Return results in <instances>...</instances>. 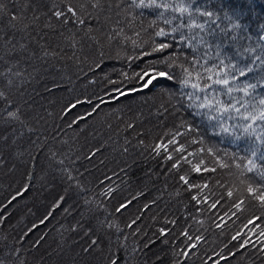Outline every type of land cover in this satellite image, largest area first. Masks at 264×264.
I'll use <instances>...</instances> for the list:
<instances>
[{
  "label": "trees",
  "instance_id": "trees-1",
  "mask_svg": "<svg viewBox=\"0 0 264 264\" xmlns=\"http://www.w3.org/2000/svg\"><path fill=\"white\" fill-rule=\"evenodd\" d=\"M0 5H4L0 44L4 42L11 57L1 55L0 45V93L4 94L0 97V156L4 160L0 216L5 217L0 223V264H47L48 258L52 264H105L109 238L114 248L127 245L131 253L148 238H158L161 227L169 232L168 243L158 239L146 257L133 254L130 264H145V259L147 264H264V205L247 191L250 184L255 189L264 186V161L258 158L264 154V0H0ZM181 5L189 11H174ZM68 6L75 10V17L67 12ZM61 10V19L52 15ZM204 12L212 15L204 16ZM190 21L204 28H189ZM161 29L166 35L155 36ZM159 42L170 47L144 55ZM165 59L174 67L160 63ZM6 60H13L16 67L10 68ZM229 63L246 71L235 80L232 75L226 77L236 90L227 94L213 85L205 91L220 92L224 104L235 105L239 113L231 108L219 114L188 108L187 93L193 90L180 85V66L193 71V80L199 71L203 85L211 81L200 65H215V71L223 75L231 72L226 67ZM153 65L171 71L174 81L161 79L138 90V74ZM246 85L254 87L245 91ZM117 89L127 94L118 96ZM204 94L196 93L201 98ZM77 99L91 103L65 114L63 109ZM134 100L139 102L128 104ZM96 105L91 116L72 123ZM17 110L20 120H10L7 113ZM206 113L219 118L210 120ZM189 128L178 141L186 146L185 156L193 153L187 157L192 164L182 162L179 172L169 174L173 161L150 158L151 149L172 133ZM193 138L203 144H192ZM209 148L230 167L220 168ZM253 149L257 166L249 174L243 165L253 159ZM92 152L96 155L88 160ZM234 157L240 168L234 166ZM200 160L202 169L216 170L193 172L192 165ZM40 173H46L44 183L39 181ZM69 173L74 179L67 178ZM181 174L190 183L208 187L189 191L179 181ZM25 185H30L26 192ZM107 188L114 189L112 198L101 195ZM18 191L22 194L12 200ZM137 193L143 194L126 211L115 212ZM193 195L201 203L193 201ZM60 196L66 199L53 210ZM85 200L90 203L86 205ZM217 200V208L210 210ZM241 200L237 211L234 205ZM145 204L150 207L141 211ZM49 211L52 216L40 224ZM21 216L25 217L22 226L18 224ZM137 216L141 218L128 228ZM103 220L121 231L102 229L99 222ZM173 220L177 223H170ZM33 224L38 227L21 239ZM10 226L19 232L8 231ZM61 226L67 233H61ZM88 228L95 229L92 237L85 235ZM137 228L139 234L133 235ZM184 231L191 241L181 235ZM97 235L104 251L97 248L93 256L83 257L81 248ZM40 237L43 240L34 246ZM189 244L196 247H186ZM185 251L190 253L187 257Z\"/></svg>",
  "mask_w": 264,
  "mask_h": 264
},
{
  "label": "snow or ice",
  "instance_id": "snow-or-ice-1",
  "mask_svg": "<svg viewBox=\"0 0 264 264\" xmlns=\"http://www.w3.org/2000/svg\"><path fill=\"white\" fill-rule=\"evenodd\" d=\"M93 7H96V5L94 4ZM164 7L166 8L167 5H164ZM0 11H4V5H0ZM174 11H178L180 13H185L188 12L189 9L186 6L181 5L180 7L174 9ZM67 12L70 13L73 17L76 16V12L75 10L71 7L68 6L67 7ZM52 15H54L57 19H61L62 17H64V12L61 11H54L52 13ZM202 15L204 16H211L212 13L209 12H204L202 13ZM13 20L17 19V17L13 16L12 17ZM38 19V17H37ZM65 23L69 22L67 20V18H65L64 20ZM78 23L83 24L84 21L83 20H78ZM166 23H170V21H166ZM189 28H199V29H203L204 25L203 24H197L194 21H190L187 25ZM13 27H15L13 25ZM234 27H238V25H234ZM173 31H176V29H173ZM166 33L164 32L163 29H161L160 31H157L155 33V36L157 37H163L165 36ZM183 35H181V39H183ZM261 39H264V37H261ZM10 43V42H9ZM22 48H24V46H21ZM170 47L169 43H164V42H159V43H155L154 47L152 48L151 52H145L144 55L145 56H150L153 53H163L165 52V50H167ZM45 55H47V53H45ZM160 63L166 64L167 68L171 69L174 67L173 63H168V60L165 59L163 61H160ZM221 64H224V60L222 59L220 61ZM181 67V71H182V79H180L179 83L182 87L184 88H191L193 91L187 93V96L189 98V100L191 101V103H189L187 106L188 108H196V109H208L211 111H215L217 114L219 113H226L229 111V109L231 108L233 111L239 113V108H236L235 105H225L224 102L219 98L221 93L220 92H216L215 94L212 93H208L205 90L212 88L213 85H219L221 86L223 89L226 90L227 94H231L234 90H236L235 88L229 86V79H227L226 77H228L229 75H232V78L235 80L236 76L239 75L240 77L245 76L246 71L245 69H242L238 66H236L235 64L229 63L226 65L227 68L231 69V72H223V75L221 74L220 71H215V65H213L212 68H206L204 67V65H200L201 68L204 69V72L207 73L206 79L208 81H211V84H203L201 85L200 80L203 78L201 73L199 71H197L195 73V80H193V71L190 70L189 68L183 67L182 65ZM252 69L251 68H247V72H251ZM138 78L141 81L140 84V89L138 90H142L145 89L147 87H149L150 85H152L154 82L164 79L167 81H174V76L171 73V71H166V70H162L158 67H156L155 65L151 66L148 68V70L146 71H142L141 73L138 74ZM248 87H254L253 85H246L244 90L247 91ZM117 94L118 96H124L127 93L124 91H121L120 89H117ZM196 93H205L203 95V98H201L200 96L196 95ZM3 93H0V97H3ZM82 103H91V101H81L79 99H77L75 102L70 103L68 106H66L63 111L65 112V114L70 113L72 110H74L78 105L82 104ZM261 104H264V99L261 100ZM99 107V105H96L94 107H92L91 111L87 112L85 115H81L76 117L72 123L73 124H77L80 121L84 120L86 118V116H91ZM19 110L17 111H9L7 113L8 118L10 120H20V116L18 114ZM208 119H218L219 116H212L207 114ZM242 119H247V117L245 116H241ZM261 118L264 119V112L261 113ZM131 127V125H129ZM181 127H183V125H181ZM224 131H228L227 128H223ZM247 130V129H246ZM191 129H186L184 133L180 132V131H176L174 133L171 134V138L167 139L166 142L162 141V142H158L154 145V147H152L151 149V157L152 159H155L157 157H161L162 162L167 163L169 161H173L171 164V169H169V174H171L172 172H179L181 166H182V162L184 163H188V164H192V161L189 160L187 157H190L193 155L192 152H188L187 155L185 156L184 153L186 151V146L185 144H180L178 141V138L185 135L187 132H190ZM6 142V141H5ZM143 143V142H141ZM192 144H196V143H200L203 144V141H198L195 138H193L191 140ZM170 146H172V150L170 151ZM98 151V150H97ZM127 151V150H125ZM199 151H203V149L201 148ZM208 153L209 155H215L216 156V162L219 165L220 168H228L230 167L229 164H227L223 158H221L219 155H216V153H214L212 148L208 149ZM163 154V155H162ZM175 154V155H174ZM96 152H92L90 155H88L86 158L88 160H91L95 157ZM251 157L253 159H249L247 161L246 164L243 165V168L246 169V172L251 174L254 172L255 168H256V157H257V150L253 149L251 151ZM260 161H264V154H261L259 157ZM234 161V166L236 168H240L241 164L238 162H235V157L233 158ZM4 163L3 157L0 156V164ZM62 163V161H61ZM204 164L203 160H200L199 164H195L192 165V171L195 173H201L203 172H209V171H215V168H201V165ZM151 172L148 173L149 176H151ZM245 173L242 172L241 175L243 176ZM69 180L74 179V177H72V175L69 173L68 177ZM179 181L182 182L183 185H185L187 187V190L191 191L194 188H198L200 189V191L202 192L205 188L208 187L207 184L204 185H199V184H193L189 182L188 176L181 174L179 175ZM243 183V180L241 181ZM30 187V185H25L23 191L26 192L27 189ZM77 188H80V185L77 184L76 185ZM248 194L250 196H254V198L258 201L261 202L262 205H264V186H262L260 189H255L251 186V184L249 185L248 189ZM113 192L114 189L112 188H107L104 192L101 193V195H105L108 196L109 198H112L113 196ZM258 193V194H257ZM22 192L18 191L16 193L15 196L12 197V200H15L17 198V196L21 195ZM143 193H137L136 196H133L131 199H127L124 202H121L115 209L116 213H123L124 211H126L128 209V207L133 203V201H135L136 199H138V197L140 195H142ZM227 195L229 198H231L233 196V192L231 190H229L227 192ZM66 197L65 196H60L59 199L56 201V203L53 205V210L55 208L60 207L63 202L65 201ZM191 199L193 201H196L197 204L201 203V201L198 199L197 195H193L191 197ZM205 203H207V198H205L204 200ZM9 203H11V201H9ZM86 205L89 204L90 202L85 200L84 202ZM220 203L219 200L211 203L209 205V209H216L217 205ZM243 204V201L241 200L240 202L236 203L234 205V207L237 209V211L241 210V205ZM98 207L103 208V205H99ZM150 207L149 204H145L143 210H147ZM68 209H65V212H67ZM52 216V211H49L44 217L43 219L40 220V224L45 223L50 217ZM140 216L135 217V219L131 220V222L127 225L128 228H132L133 225H135L137 223V221L140 219ZM5 219V217L0 216V223L3 222V220ZM100 226L103 229L105 226L108 229H112V228H116L117 231H121L117 225H115V223H110L107 220H103L100 221ZM165 223H169V221H165ZM170 223L172 224H176L177 221L173 220L170 221ZM253 221L249 220V224H252ZM219 226V225H217ZM38 225L37 224H33L31 228L28 229L27 232L24 233V236L21 238L23 239L24 237H27V235L33 231V229L37 228ZM77 227H80V225L78 224ZM73 231H76V228H73ZM95 229L94 228H88L85 231V235L92 237L93 233H94ZM140 229H136L133 232V235H137L139 234ZM158 233L159 236L158 238H148L146 240V242H144L143 247L139 248V247H134L131 250V253L129 252V249L127 247V245H120L118 247H113V241L111 240V238H109V240L107 241V255L104 257V262L105 264H130L131 259L133 258V254L139 253L142 256L146 257V253L148 252V250H150V248L152 247V245L157 243V240L159 239L161 242L163 243H168L167 241V236L169 235V232L164 228L161 227L158 229ZM105 235H108L109 237L111 236V233L105 232ZM182 236L187 237V239L189 241L192 240V237L188 234L187 231H184L181 233ZM262 236H264V232L261 233ZM197 240L200 239V237H196ZM233 240L237 239V236H233L232 237ZM43 240V237H40L38 240H36L34 242V246H39V244L41 243V241ZM247 243V241H246ZM242 247L244 245H241ZM186 247L188 248H195L196 245L195 244H189L186 245ZM99 248L101 252L104 251L105 248V244L104 242L101 240L100 236H95L94 238H91L90 243L88 244V246L81 248V253L83 255V257H89V256H93L95 254V250ZM262 251H264V249H262ZM190 253L185 251L183 253V255L185 257H187ZM87 264V261H86ZM145 264H147V260L145 259Z\"/></svg>",
  "mask_w": 264,
  "mask_h": 264
},
{
  "label": "rangeland",
  "instance_id": "rangeland-1",
  "mask_svg": "<svg viewBox=\"0 0 264 264\" xmlns=\"http://www.w3.org/2000/svg\"><path fill=\"white\" fill-rule=\"evenodd\" d=\"M0 45H1V48H2L1 55L7 57V54H8L10 51H8L7 48H5L6 45L4 44V42L1 43ZM8 58L10 59L11 57L8 55L7 59H8ZM30 58H31V57H30ZM5 62H7L8 66H9L10 68H11V67H13V68L16 67V63H15L13 60H6ZM17 74H18V73H17ZM18 75L21 77L20 74H18ZM1 78H2V77H1ZM24 79H26V81L28 80L27 77H24ZM4 80H5V79H4ZM164 88H165V87H163L162 89L164 90ZM165 90H166L167 92H169L168 94L172 93V91L169 90V89H167V88H165ZM137 102H139V100H136V101L134 100V101H132V102L129 101L128 104L133 105V104H137ZM122 103H123V102H122ZM99 110H100V109H99ZM12 144H13V143H12ZM86 165L88 166L89 164H86ZM8 171H9V170H8ZM4 173H5V172H4ZM7 174H8V173H7ZM45 174H46V173H40V174H38V175L41 176V177H40L41 180H39L40 183H41V182L44 183V176H45ZM0 186H1V185H0ZM29 201H30V200H29ZM26 202H27V201H26ZM37 205H39V204H37ZM34 207H35V205H34ZM23 211H24L23 213L26 214V213H25L26 210H23ZM28 213H29V211H28ZM16 216H18V214H17ZM24 218H25V217H23V216L19 217V223H18V224H20V226H22L21 223L23 222ZM24 221H25V220H24ZM20 226L18 227L19 229L21 228ZM60 228H61V233H62V232H66V229H65L64 227L61 226ZM6 230H8V228H5L3 233H6V232H7ZM12 230H15L14 233H16V231L19 232L18 229L15 228V226H10V227H9V230H8V231H12ZM9 233H10V232H9ZM66 233H67V232H66ZM45 245H46V244H45ZM41 248L44 249L43 246H42ZM45 259H47V258H45ZM45 259L41 260V262L43 263V261H44ZM49 259H50V258H48L47 261L45 260V262H46L47 264H50V263L52 264V263H53V260H51V259L49 260ZM53 259H54V258H53ZM39 261H40V260H39ZM39 261H38V263H39ZM61 263H62V262H61ZM61 263H60V262H57V264H61Z\"/></svg>",
  "mask_w": 264,
  "mask_h": 264
}]
</instances>
